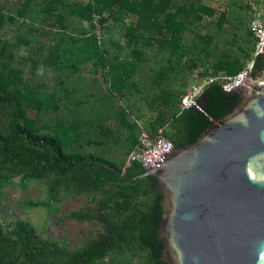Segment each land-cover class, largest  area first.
Wrapping results in <instances>:
<instances>
[{
  "label": "trees",
  "instance_id": "1",
  "mask_svg": "<svg viewBox=\"0 0 264 264\" xmlns=\"http://www.w3.org/2000/svg\"><path fill=\"white\" fill-rule=\"evenodd\" d=\"M11 10L0 1V31L8 23L21 28L16 42L0 37V205L7 199L6 187L24 190L28 182L40 181L46 200L28 202L31 207L59 213L65 201L82 199L81 209L67 217L96 229L72 247L41 237L26 221L0 222V264H103L108 256L113 264H166L158 240V181L140 179L145 170L138 163L126 166V158L140 126L151 135L162 129L174 149H181L233 111L239 93L225 92L212 79L236 75L249 62L250 78L264 70V54L253 51L250 0H18ZM94 14H104L100 41L92 33ZM39 33L46 39L36 42L29 59L30 82L11 61L14 45L27 46ZM226 33L234 51L219 47L217 37ZM119 38L124 59L109 54L111 47L123 48ZM88 63L103 80L92 88L88 110L97 115L100 109L92 104L102 107L113 98L104 108L112 115L96 120H81L85 100L76 94H86L70 88L61 75ZM43 69L56 80L50 92L43 91L46 81L33 80ZM192 73L198 76L194 83L207 82L198 99L203 112L180 109L187 88L175 85H184ZM102 82L107 90L99 98L93 90ZM118 148L123 156L116 155Z\"/></svg>",
  "mask_w": 264,
  "mask_h": 264
},
{
  "label": "water",
  "instance_id": "2",
  "mask_svg": "<svg viewBox=\"0 0 264 264\" xmlns=\"http://www.w3.org/2000/svg\"><path fill=\"white\" fill-rule=\"evenodd\" d=\"M248 82L229 115L138 176L162 193L166 264H264V70Z\"/></svg>",
  "mask_w": 264,
  "mask_h": 264
},
{
  "label": "rangeland",
  "instance_id": "3",
  "mask_svg": "<svg viewBox=\"0 0 264 264\" xmlns=\"http://www.w3.org/2000/svg\"><path fill=\"white\" fill-rule=\"evenodd\" d=\"M5 3V6L8 8V11L12 12L13 4L17 3L18 0H2ZM251 6H253L254 10H258L261 8V6H264V0H250ZM19 25V24H18ZM5 24L2 31H0V37H3V39L11 42H16V36L20 33L21 28L17 25ZM39 35V38L38 36ZM36 36H32L30 38L31 42L29 45H14V52H13V60L11 61L13 66H18L24 71L25 80L30 81L32 77H30V63L29 59L31 57H34L35 49L37 48V41L40 40L41 42L45 41V37L42 34H37ZM114 38H118L117 32L113 33ZM228 38L231 39L232 37L226 33L224 35L218 36L217 40L219 42V47L224 48L226 46L231 47L232 51L236 49V44L228 43ZM187 39V38H186ZM121 38H119V45L122 48L121 51H118L115 47H111L110 49V56L117 54L121 59L125 58L126 50L123 45L121 44ZM38 41V42H40ZM231 42V41H230ZM40 43H38L39 45ZM245 47V46H244ZM127 48V47H126ZM42 55L41 53L39 56ZM0 61L2 62L3 59L0 58ZM91 63L82 65L78 67L77 72H73L72 70H68L67 72H62L64 76L66 77V80L68 82L67 85L70 86V88L77 89L80 93L86 94V95H78V99L82 98L85 103V110H80L81 114H79V117L81 120L86 118H94L95 120L99 116H110L112 113H104L105 107H110L112 105L113 98L106 100L104 103V106L102 107H96V104H92L95 110L100 109L99 111H96L97 115L95 114V111H93V108H91V111L88 110L90 104H88V97L92 92V88L96 85L97 82H101L102 76L98 73V70L94 71L95 67L90 65ZM247 63V65H249ZM99 69V68H98ZM210 71V70H209ZM47 73V75H46ZM51 73V72H50ZM40 74V75H39ZM37 74V76L33 77V80L36 83H40L41 79L42 81H46V86L43 88V91L50 92L54 89H56L55 84L56 80L49 77V73L46 72L45 69L43 71ZM52 74V73H51ZM198 76L195 73L189 74V77L184 81V85L176 84V88L178 90H186L187 85H190L197 80ZM31 82V81H30ZM91 82V86H90ZM205 81H201L200 83H204ZM103 83V82H102ZM106 86L103 83V85L100 88H95L94 96L99 95H105L104 90ZM246 87H243L239 94L242 95ZM107 90V88H106ZM185 93V91H184ZM99 96V98L101 97ZM98 98V97H97ZM92 100V99H91ZM92 102V101H90ZM95 102V101H94ZM116 105H120V102L115 100ZM117 105V106H118ZM105 110V112H107ZM27 115L30 117H35L34 111H27ZM48 120V119H47ZM100 149V148H99ZM117 156H123V150L116 149L115 151ZM18 186V185H17ZM46 185L44 182L40 181H30L28 182L26 188L23 189H12L10 187H6L4 189V192L6 193L7 199L1 203L0 205V222L5 225L6 221L9 220H22L30 223L36 231L39 233V235L45 239H54L59 241L60 243H66L69 246L72 247H78L85 243L92 235H95V229L96 227L90 223L82 222V223H76L72 222L70 219H68L67 215L69 212L79 210L83 206V200L82 199H72L67 200L63 203V205H60V212L59 213H48L45 208L43 207H31L28 202H38V201H45L46 200ZM18 203L20 205H18ZM95 228V229H94ZM116 260V259H115ZM138 262V259H134V263ZM103 264H113V260L111 256H108ZM118 264H121L118 262Z\"/></svg>",
  "mask_w": 264,
  "mask_h": 264
},
{
  "label": "built area",
  "instance_id": "4",
  "mask_svg": "<svg viewBox=\"0 0 264 264\" xmlns=\"http://www.w3.org/2000/svg\"><path fill=\"white\" fill-rule=\"evenodd\" d=\"M102 17H104V14H94L92 18V33L94 36H96L98 41L104 38L102 29H104L106 23L100 22ZM250 28L253 33V51L254 55L256 56L260 54L264 43V6H261L260 9L255 10L254 16L250 22ZM250 69L251 64L245 66L236 75H222L213 78L212 80H219L222 89L225 92H237L239 88L248 86ZM206 84L207 82L190 84L181 99L180 109H194L198 110L199 112H203L198 99L202 95L203 88ZM172 147L173 146L171 142L162 135V129H159L157 134L151 135L140 126L136 143L127 155L126 166H128L130 163H138L143 169L155 166Z\"/></svg>",
  "mask_w": 264,
  "mask_h": 264
}]
</instances>
